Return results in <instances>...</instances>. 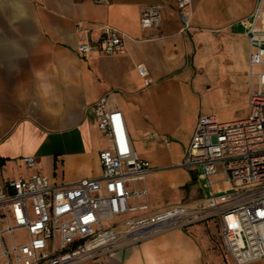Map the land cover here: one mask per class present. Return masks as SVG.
I'll use <instances>...</instances> for the list:
<instances>
[{
    "label": "crops",
    "instance_id": "0c3cea01",
    "mask_svg": "<svg viewBox=\"0 0 264 264\" xmlns=\"http://www.w3.org/2000/svg\"><path fill=\"white\" fill-rule=\"evenodd\" d=\"M177 1L0 0L1 180L31 174L23 160L28 155L52 182L101 176L100 152L110 142L95 103L108 96L107 108L123 112L138 155L157 168L146 179L148 198L139 202L159 209L207 196L198 169L180 163L198 118L218 115L213 94L225 95V83L250 109V42L241 20L252 18L258 0H191L185 31ZM154 4L163 5L162 21L143 28L142 14ZM79 21L94 38L102 25L117 28L125 50L81 56ZM140 63L150 70L149 85ZM212 221L121 242L80 264H222L213 253ZM245 264H264V258Z\"/></svg>",
    "mask_w": 264,
    "mask_h": 264
},
{
    "label": "built area",
    "instance_id": "2783aa9c",
    "mask_svg": "<svg viewBox=\"0 0 264 264\" xmlns=\"http://www.w3.org/2000/svg\"><path fill=\"white\" fill-rule=\"evenodd\" d=\"M177 3L185 31L191 0ZM162 10V4L148 7L142 27L158 26ZM241 22L250 42V114L232 121L201 115L180 163L201 169L207 196L156 210L149 209L148 201L140 203L141 197L149 196L146 179L157 168L138 155L123 112L108 109V96H102L95 111L110 146L100 152L101 176L52 182L37 168L36 157L28 155L23 160L31 174L0 179V264H80L112 252L121 242L211 219L218 222L224 249L237 264L264 258V0H258L251 19ZM100 30L94 38L91 27L77 22L81 39L76 50L81 56L125 50L121 31L107 24ZM137 69L151 84L148 67L140 63ZM221 182H228V187ZM138 210L146 211L127 216Z\"/></svg>",
    "mask_w": 264,
    "mask_h": 264
},
{
    "label": "rangeland",
    "instance_id": "374dc122",
    "mask_svg": "<svg viewBox=\"0 0 264 264\" xmlns=\"http://www.w3.org/2000/svg\"><path fill=\"white\" fill-rule=\"evenodd\" d=\"M225 95H222L220 91L214 92L213 94V107L217 111L219 118L221 121H232L236 119L246 118L250 114V109L244 108L242 103V98L234 88L228 89L229 84L225 83ZM227 89V90H226ZM176 167H172L171 169H175ZM201 172V169H198V173ZM197 173V174H198ZM216 180H219V177H216ZM200 181V179H199ZM143 184V182H142ZM223 188L228 187V182H221ZM202 194L208 193V189L201 190ZM155 198L152 196V199ZM153 201H155L153 199ZM168 199H163V203H167ZM148 202H150L148 200ZM150 210H156L159 206H156L151 202ZM210 234L213 239V253L222 258L224 263L229 264L228 262V254L224 249L223 239L221 235V229L216 220H213L211 226L209 227ZM18 235V234H17ZM25 237V235H23ZM18 237V236H17ZM8 241V237L5 238Z\"/></svg>",
    "mask_w": 264,
    "mask_h": 264
}]
</instances>
